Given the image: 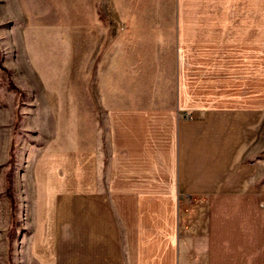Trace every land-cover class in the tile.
Segmentation results:
<instances>
[{
    "label": "crops",
    "instance_id": "crops-1",
    "mask_svg": "<svg viewBox=\"0 0 264 264\" xmlns=\"http://www.w3.org/2000/svg\"><path fill=\"white\" fill-rule=\"evenodd\" d=\"M112 3L120 41L171 44V80L122 100L109 64L102 100L80 87L75 178L45 163L29 184V264H264L263 114L245 94L261 0Z\"/></svg>",
    "mask_w": 264,
    "mask_h": 264
},
{
    "label": "rangeland",
    "instance_id": "rangeland-1",
    "mask_svg": "<svg viewBox=\"0 0 264 264\" xmlns=\"http://www.w3.org/2000/svg\"><path fill=\"white\" fill-rule=\"evenodd\" d=\"M112 2L0 0V264H29L30 182L47 164L75 178L80 87L102 100L109 64L122 100L130 85L134 99L145 86L158 99L170 83L171 44L120 41ZM261 18L259 86L246 83L245 94H260L264 148V0Z\"/></svg>",
    "mask_w": 264,
    "mask_h": 264
},
{
    "label": "trees",
    "instance_id": "trees-1",
    "mask_svg": "<svg viewBox=\"0 0 264 264\" xmlns=\"http://www.w3.org/2000/svg\"><path fill=\"white\" fill-rule=\"evenodd\" d=\"M8 190H11V183H10V185H9V189Z\"/></svg>",
    "mask_w": 264,
    "mask_h": 264
}]
</instances>
